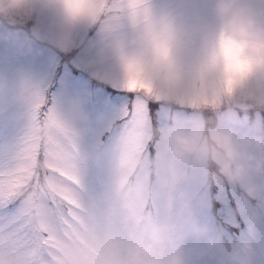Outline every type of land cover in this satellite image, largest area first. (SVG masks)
<instances>
[{"label": "rangeland", "instance_id": "374dc122", "mask_svg": "<svg viewBox=\"0 0 264 264\" xmlns=\"http://www.w3.org/2000/svg\"><path fill=\"white\" fill-rule=\"evenodd\" d=\"M146 2L182 28L185 54L198 58L214 40V0ZM49 16H0V201L16 202L23 264H140V243L150 249L144 264H264V176L237 184L204 166L174 186L159 182L164 130L226 125L243 135L264 128V106L241 98L229 107L189 78L129 91L116 54L133 35L127 24L80 20L57 43ZM250 84L264 90V71ZM137 100L142 117L130 125ZM204 224L213 243L194 231ZM153 227L162 241L152 240ZM0 264H13L7 251Z\"/></svg>", "mask_w": 264, "mask_h": 264}, {"label": "clouds", "instance_id": "9594fccd", "mask_svg": "<svg viewBox=\"0 0 264 264\" xmlns=\"http://www.w3.org/2000/svg\"><path fill=\"white\" fill-rule=\"evenodd\" d=\"M218 30L210 46L198 58L181 49L182 28L165 12L155 13L146 0H0V16L50 13L47 33L63 43L72 37L80 20L102 19L127 24L133 35L117 45L123 80L129 91L146 93L170 78L202 81L208 96L222 95L229 107L241 98L264 106V90L257 91L251 77L264 71V8L254 9L249 0H214ZM163 151L168 161L162 186H174L195 169L208 166L219 178L241 184L252 174L264 176V128L240 135L222 125L205 133L196 127L169 128L163 132ZM249 194L255 189L246 186ZM197 236L214 242L209 225L194 229ZM153 241L164 239L152 228ZM150 249L136 246L140 264Z\"/></svg>", "mask_w": 264, "mask_h": 264}, {"label": "snow or ice", "instance_id": "6c2138e0", "mask_svg": "<svg viewBox=\"0 0 264 264\" xmlns=\"http://www.w3.org/2000/svg\"><path fill=\"white\" fill-rule=\"evenodd\" d=\"M43 105L39 106L37 111V120L40 119ZM143 103L141 100H137L133 106L131 112L130 125L135 123L142 117ZM14 161H11L8 165L11 166ZM75 183V182H73ZM71 183V184H73ZM69 184L66 188V194L71 197L68 202L69 215H74L80 210V205L75 198L74 191ZM16 216V202L15 201H0V251H7V254L12 257L13 264H23L22 258V245H20L15 237L19 235L24 229L20 226V221L15 218ZM5 233L7 237L5 238Z\"/></svg>", "mask_w": 264, "mask_h": 264}]
</instances>
